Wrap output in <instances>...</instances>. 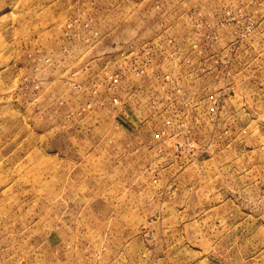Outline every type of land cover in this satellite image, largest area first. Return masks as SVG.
Segmentation results:
<instances>
[{"label":"rangeland","instance_id":"rangeland-1","mask_svg":"<svg viewBox=\"0 0 264 264\" xmlns=\"http://www.w3.org/2000/svg\"><path fill=\"white\" fill-rule=\"evenodd\" d=\"M0 264H264V0H0Z\"/></svg>","mask_w":264,"mask_h":264},{"label":"built area","instance_id":"built-area-1","mask_svg":"<svg viewBox=\"0 0 264 264\" xmlns=\"http://www.w3.org/2000/svg\"><path fill=\"white\" fill-rule=\"evenodd\" d=\"M193 18H196L197 21H199L200 19L203 20V18L201 17L200 14H196L193 13ZM200 28H198L196 31V33H201V31H199ZM162 41L164 42L162 45V47H165V49H169L173 47V42L174 39L170 38L169 40L165 41L162 39ZM194 48H198V45L193 44ZM127 48H129L130 52V56L132 58L131 60V65H133L134 67H141V66H157L159 65V61H157L156 58V48L154 47V44H148V45H144V46H138L135 44H129L127 46ZM123 66V65H122ZM124 67V66H123ZM126 73L125 71L120 72L119 74L115 75L114 77L111 78V82H112V87H116L119 86V84L121 83V81H123L126 77ZM138 76H141V74H144V71L142 69L137 70L136 73ZM167 81H171L170 77L166 78ZM115 104H119L120 101L118 99L114 100ZM211 106L209 108L210 112L212 113H216L217 111V105H218V100L215 97H211Z\"/></svg>","mask_w":264,"mask_h":264}]
</instances>
